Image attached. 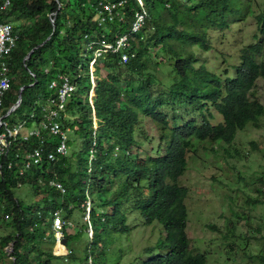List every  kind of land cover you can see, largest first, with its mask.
Returning <instances> with one entry per match:
<instances>
[{"label": "trees", "instance_id": "16d2710c", "mask_svg": "<svg viewBox=\"0 0 264 264\" xmlns=\"http://www.w3.org/2000/svg\"><path fill=\"white\" fill-rule=\"evenodd\" d=\"M143 1L142 6L138 0H13L0 15V21L11 22L19 35L8 60L11 90L0 117L17 103L23 87L22 105L4 122L28 109L25 96L34 88L36 99L26 117L28 125L38 127L40 107L57 98L58 90H50L49 83L57 80L61 85L58 77L68 75L76 90L64 112L60 111V123L81 140L76 154L68 150L66 157L33 167L25 176L18 175L22 161L17 157L33 153L39 138L27 141L19 135L2 159V163L16 162V167L0 170V212L9 214V218L0 216L8 229L0 235V260L7 257L9 264H55L60 259H75L76 252L69 246L73 236L66 228L76 212L78 234L88 237L80 250L86 254L87 264H100L91 259L92 250H99L97 244L106 249L112 246L107 233L131 231L125 211L135 210L145 224L156 221L163 226L157 248L160 253L169 250L144 264H206L205 255L190 250L188 190L178 180L187 169L189 155H198L195 141L233 144L240 131L260 127L264 105L254 92L258 80L264 81V10L255 15L258 33L254 37L260 40L241 47L233 78L229 68L219 73L200 63L199 54L213 50L210 28L230 27L227 14L242 20L254 13L250 0H188L184 6L182 0ZM105 3L115 5L112 18L100 22L96 16L106 12L102 11ZM141 10L148 16L142 29L131 37L132 23ZM119 35H129L131 47L125 48V53L133 56L122 64V53H102L94 67L96 86L90 99L94 52L101 42L114 43ZM102 69L107 70L105 75ZM212 111L223 121L215 124ZM141 116L152 125L143 129ZM94 141L97 152L90 162ZM56 143L52 140L50 151ZM146 144L149 150L142 155ZM29 181L35 197L25 202L15 189ZM51 182H61L64 191ZM255 203L264 204V200ZM57 212L65 215L67 224L61 242L56 241L53 229ZM58 244L64 255L56 253ZM256 259L264 264V248Z\"/></svg>", "mask_w": 264, "mask_h": 264}, {"label": "rangeland", "instance_id": "374dc122", "mask_svg": "<svg viewBox=\"0 0 264 264\" xmlns=\"http://www.w3.org/2000/svg\"><path fill=\"white\" fill-rule=\"evenodd\" d=\"M143 1V0H142ZM237 3L245 0H236ZM253 14L239 20L241 17L229 13L226 19L232 23L229 28L213 27L209 30V42L213 50L208 53L200 52L202 64H208L211 70L226 71L229 68L231 76L236 77V67L239 65L241 47L250 42H257L258 33L256 14L264 10V0H250ZM144 4V1L142 2ZM188 3L182 0L181 6ZM99 19V16H96ZM261 37V36H260ZM264 40V35H262ZM223 55V56H222ZM221 58V59H220ZM224 58L226 60H224ZM95 70L94 68L91 69ZM90 72V77H91ZM107 70L102 69V75ZM219 72V73H220ZM95 79V77H94ZM93 85H96L95 80ZM166 84L168 78L163 80ZM91 88L89 98L95 92ZM25 96L29 108L22 110L8 120L11 127L24 125L20 135L24 136L34 129L28 125L27 114H31L32 105L36 99L37 90L31 89ZM255 96L264 105V81L258 80ZM70 103V100H68ZM216 116L215 124L222 122L221 115L212 111ZM143 129L152 122L141 116ZM188 119V117H186ZM150 133L154 135L155 131ZM136 138L141 139L138 135ZM83 142V141H82ZM81 140L76 134L68 133L67 147L71 155L80 151ZM198 155H189L187 169L179 178L178 183L187 188L185 198L187 208L186 231L190 240V250L196 254L206 256V264H260L256 256L264 248V204L255 203L264 200V118L260 120V127L248 126L238 133L233 144L218 142H196ZM146 144L140 154L149 150ZM18 198L25 202L34 200V188L27 182L15 189ZM127 224L131 231L124 233H107L113 240L112 246L106 248L97 244L99 250L93 249L91 259L100 264H144L160 254L157 244L163 235V226L158 222L145 224L138 211L126 210ZM75 212L66 230L73 236L69 246L76 252L75 259L66 261L60 259L55 264H87L86 254L80 249L88 240L87 234H78L80 218ZM65 219V215L61 214ZM86 219V217L84 218ZM4 223V222H3ZM0 222V235L6 234L8 229ZM55 247L57 254L64 255ZM154 249V251H150ZM69 252V250H67ZM70 253V252H69ZM68 254V253H67ZM10 259L0 260V264H9Z\"/></svg>", "mask_w": 264, "mask_h": 264}, {"label": "built area", "instance_id": "2783aa9c", "mask_svg": "<svg viewBox=\"0 0 264 264\" xmlns=\"http://www.w3.org/2000/svg\"><path fill=\"white\" fill-rule=\"evenodd\" d=\"M138 1L143 6V1ZM12 2L13 0H0V15L4 14L11 7ZM114 6L115 5L109 3L102 5L103 11H106V13L99 14L98 20L102 22L105 21V19H111V11ZM147 16L146 10L137 11L135 19L132 23V29L130 32V34H132L131 37L142 29ZM18 37L19 35L14 31L11 22L3 20L0 21V110L5 107L7 95L11 90L12 74L8 60L14 51V48L17 46ZM129 39V35H119L116 36L114 43L101 42V48H96L94 52L93 60L90 63L91 69L95 67L97 58L101 57V54L106 52H110L112 54H116L117 52L122 53V63L126 64L130 56H133L132 54L130 55L129 53H125V48L131 47ZM94 45V42H92L90 46L93 47ZM47 72L48 70H46V73ZM93 72L94 70L91 72L92 80L94 79ZM58 78L62 82L61 85H58L57 80H53L49 83L50 90H58V99L50 98L48 104H44L40 107L41 120L38 123V127L35 126L36 128H34L30 133L22 136L27 141H29L32 137H37L39 138L40 144L33 153H30L25 157H17V160L22 161L18 171L19 176H25L28 171L33 169V167L42 166L45 162L54 163L59 157H66L68 155V133L63 129V125L60 123V111L65 109L68 104V100L75 92L76 87L70 82L68 75H61ZM2 117H0V170L4 166L8 171H11L15 169L16 162L6 161L2 163V159L8 155L13 143L16 142L19 137L20 131H22L25 126L20 125L11 127L8 123L6 124L4 122L5 119L2 120ZM93 135L96 136V130ZM52 140H57V143L54 144L53 150L50 151L49 148ZM93 145L94 147L90 151V162L95 159L94 157L97 152L95 149L96 141H94ZM50 184L64 191V186L61 182H51ZM86 203V209L89 212L91 209V203L90 201ZM0 216L9 218V214L4 215L2 212H0ZM64 225H67L66 221L57 212L53 219V229L57 242H60L62 239V228Z\"/></svg>", "mask_w": 264, "mask_h": 264}, {"label": "water", "instance_id": "95a60500", "mask_svg": "<svg viewBox=\"0 0 264 264\" xmlns=\"http://www.w3.org/2000/svg\"><path fill=\"white\" fill-rule=\"evenodd\" d=\"M54 21H55V19H53V24H54ZM54 28H55V24H54ZM50 37H51V36H49V37L47 38V40H48ZM47 40H46V41H47ZM46 41H44L42 44H44ZM42 44H40V45H42ZM40 45L36 46V47L34 48V50L29 54V56L26 58V62L29 61V60L31 59V57L33 56L34 52L37 50V48H38ZM25 89H26V87H23L22 89H20L17 103L9 109V111L7 112V114H6L5 116L2 117V120L8 118L10 115H12V114L17 110V108H18L20 105H22Z\"/></svg>", "mask_w": 264, "mask_h": 264}, {"label": "clouds", "instance_id": "9594fccd", "mask_svg": "<svg viewBox=\"0 0 264 264\" xmlns=\"http://www.w3.org/2000/svg\"><path fill=\"white\" fill-rule=\"evenodd\" d=\"M121 63H122V58H121ZM122 64H123V63H122ZM92 83H93V81H92ZM95 86H96V85H95ZM95 86L93 85L92 89H94ZM94 92H95V91H94ZM18 108H19V107H18ZM18 108H17V109H18ZM10 116H11V115H10ZM6 119H7V118H6ZM90 203H91V202H90ZM58 213H59V212H58ZM59 214H60V213H59ZM60 215H61V214H60ZM54 235H55V233H54ZM56 241H57V240H56ZM61 241H62V239H61ZM61 241H60V242H61ZM67 252H68V251H67ZM68 253H69V252H68ZM70 253H71V252H70Z\"/></svg>", "mask_w": 264, "mask_h": 264}, {"label": "bare ground", "instance_id": "6f19581e", "mask_svg": "<svg viewBox=\"0 0 264 264\" xmlns=\"http://www.w3.org/2000/svg\"><path fill=\"white\" fill-rule=\"evenodd\" d=\"M106 4V3H105ZM102 9V8H101ZM103 11V10H102ZM105 12V11H104ZM106 13V12H105ZM112 15V14H111ZM115 16V15H114ZM106 21V20H105ZM64 112V111H63Z\"/></svg>", "mask_w": 264, "mask_h": 264}]
</instances>
